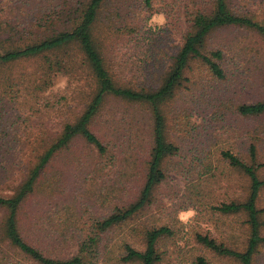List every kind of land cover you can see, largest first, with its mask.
Listing matches in <instances>:
<instances>
[{"label": "trees", "instance_id": "1", "mask_svg": "<svg viewBox=\"0 0 264 264\" xmlns=\"http://www.w3.org/2000/svg\"><path fill=\"white\" fill-rule=\"evenodd\" d=\"M174 1L187 24L178 43L172 45L169 23L148 30L129 28L134 43H142L147 48L143 59L132 62L109 60L96 36L111 0H25L30 12L27 30L0 23V64L31 60L38 63V68L28 74V87L16 90L14 97L22 94L39 98L43 103L39 111L48 122L56 121L55 125L46 124L41 129L39 145L36 137L32 139L29 169L16 181L12 193H0V254H5L2 245L6 243L32 264H104L109 253H117V259L124 263L161 262L159 244L172 236L174 230L167 223L147 222L139 216L151 205L155 189L166 178L164 162L179 152L178 145L167 134L165 109L191 81L188 72L195 62L210 78H226L225 50L209 46V40L218 30L241 28L264 40V22L254 19L235 1ZM143 2L149 8L153 6V0ZM108 98L147 109L150 147L143 184L129 202L111 200L109 214L91 215L82 225L65 221L64 228L53 230L54 240H59L55 235L62 234L65 240L71 235L73 241L69 246L76 249L72 255L60 256L63 243H52L53 248L45 246L48 242L42 215L35 212L30 225L23 219V210L41 191L53 159L70 149L76 139L93 147L101 170L122 174L112 186L123 181L131 165L127 157L130 151L126 152L130 144L126 141L136 135L131 132L129 138L122 140L123 135L113 126L116 122L105 112ZM237 111L248 118L263 116L264 99L242 103ZM127 117L130 122L134 121L131 114ZM263 142V132L255 128L250 135L247 156L232 150L221 152L249 180L245 199L214 206L223 214H246L249 235L245 248L235 249L209 235L197 236L200 243L239 264H255L264 246V208L258 206L264 191ZM54 182L49 184L53 192L57 189ZM124 226L128 227V234L118 243L107 239L108 234ZM195 264L210 262L198 256Z\"/></svg>", "mask_w": 264, "mask_h": 264}, {"label": "rangeland", "instance_id": "2", "mask_svg": "<svg viewBox=\"0 0 264 264\" xmlns=\"http://www.w3.org/2000/svg\"><path fill=\"white\" fill-rule=\"evenodd\" d=\"M232 1L254 19L264 22V0ZM174 2L153 0L149 8L143 0H111L96 30L108 59L116 62L143 59L147 48L134 43L129 28L148 30L169 23L172 45H176L187 24ZM28 11L25 0H0V23L27 30ZM209 46L225 50L223 66L227 76L224 80L212 79L199 63L191 66L188 72L191 81L165 109L167 134L178 145L179 152L164 162L166 178L155 189L151 205L139 216L147 222L167 223L174 230L172 236L159 244L163 257L159 264H195L198 256H204L210 264H239L200 243L199 234L238 250L247 244L246 214H223L214 206L240 201L247 195L248 178L225 160L221 152L232 150L247 156L254 129L264 134V115L248 118L237 111L242 103L264 99V40L251 31L229 27L213 34ZM37 68L35 60L0 64V193L6 195L12 193L16 181L29 169L32 139L36 137L39 145L41 129L46 124H56L55 120L48 122L39 111L43 105L39 98L22 94L14 97L16 90L28 87V74ZM63 85L61 80L59 86ZM105 112L116 122L113 126L123 135L122 140L129 138L131 132L136 135L126 141L130 144L126 152L130 151L127 157L131 165L123 181L112 186L122 174L101 170L93 147L76 139L70 149L53 159L41 191L23 210V219L30 225L35 212L42 215L48 242L45 246L53 248L52 243H63L60 256L72 255L76 249L69 246L73 241L71 235L66 240L62 234L55 235L59 240H54L53 230L64 228L65 221L82 225L91 215L109 214L111 200L129 202L143 184L150 147L147 109L108 98ZM128 114L134 117L133 122L128 120ZM261 176L264 177V170ZM52 180L57 183L55 192L49 189ZM258 206L264 208V191ZM181 212L186 215L183 221L179 219ZM262 216L264 219V212ZM127 234L128 227L124 226L108 234L107 239L118 243ZM3 248L5 254H0V264H32L8 244L4 243ZM117 257V253H109L104 264H139L120 262ZM255 264H264V246Z\"/></svg>", "mask_w": 264, "mask_h": 264}, {"label": "clouds", "instance_id": "3", "mask_svg": "<svg viewBox=\"0 0 264 264\" xmlns=\"http://www.w3.org/2000/svg\"><path fill=\"white\" fill-rule=\"evenodd\" d=\"M179 219H180L181 221L185 220V219H186V215H185V213L181 212V213L179 214Z\"/></svg>", "mask_w": 264, "mask_h": 264}]
</instances>
